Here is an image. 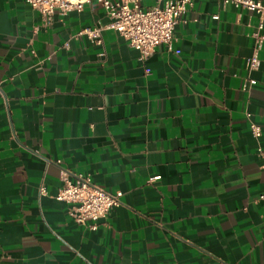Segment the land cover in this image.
Wrapping results in <instances>:
<instances>
[{
  "label": "crops",
  "instance_id": "1",
  "mask_svg": "<svg viewBox=\"0 0 264 264\" xmlns=\"http://www.w3.org/2000/svg\"><path fill=\"white\" fill-rule=\"evenodd\" d=\"M103 13L45 25L0 0V264H264V46L244 89L258 14L196 0L174 51L145 61L113 30L66 49ZM78 174L123 193L96 228L40 195Z\"/></svg>",
  "mask_w": 264,
  "mask_h": 264
},
{
  "label": "built area",
  "instance_id": "2",
  "mask_svg": "<svg viewBox=\"0 0 264 264\" xmlns=\"http://www.w3.org/2000/svg\"><path fill=\"white\" fill-rule=\"evenodd\" d=\"M92 0H26L30 11L39 13L45 25L51 24L56 15H68ZM102 4L104 13L92 27L79 30L70 36L65 47L72 50V43H81L87 39L93 46L104 44V34L113 30L119 32L129 44L139 51L140 60L145 61L159 47L174 51L176 28L183 15L194 5L196 0H158V5L146 8V0H96ZM216 5L231 6L258 14L259 23L252 33V55L246 66L250 73L244 89H250L256 83L253 76L261 66L260 53L264 46V1L258 0H214ZM45 64V60L40 66ZM253 138L260 142L263 129L256 123L251 124ZM262 153V152H261ZM160 177L149 180L153 183ZM42 197H51L69 205V216L78 225H87L106 219L112 210L121 206L123 193L112 194L95 185L85 175L78 174L65 180L57 192L52 191L45 183L40 186ZM258 201L264 206V194ZM264 222V207L260 215Z\"/></svg>",
  "mask_w": 264,
  "mask_h": 264
},
{
  "label": "rangeland",
  "instance_id": "3",
  "mask_svg": "<svg viewBox=\"0 0 264 264\" xmlns=\"http://www.w3.org/2000/svg\"><path fill=\"white\" fill-rule=\"evenodd\" d=\"M153 4H155L153 0H148V2L146 3V5H149V6H151ZM153 6H156V5H153Z\"/></svg>",
  "mask_w": 264,
  "mask_h": 264
}]
</instances>
